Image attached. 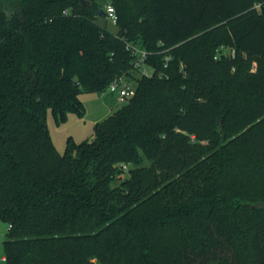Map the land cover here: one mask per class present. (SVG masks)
I'll use <instances>...</instances> for the list:
<instances>
[{"label": "trees", "instance_id": "16d2710c", "mask_svg": "<svg viewBox=\"0 0 264 264\" xmlns=\"http://www.w3.org/2000/svg\"><path fill=\"white\" fill-rule=\"evenodd\" d=\"M87 1L0 0L5 264H264V0H109L116 32ZM117 78L135 96L59 153L49 110Z\"/></svg>", "mask_w": 264, "mask_h": 264}, {"label": "rangeland", "instance_id": "374dc122", "mask_svg": "<svg viewBox=\"0 0 264 264\" xmlns=\"http://www.w3.org/2000/svg\"><path fill=\"white\" fill-rule=\"evenodd\" d=\"M102 4H107L109 0H99ZM99 23L106 26L110 31L116 32L117 26L105 17L99 18ZM228 52V51H227ZM221 53H217L220 57ZM80 99L85 107V115L79 117L75 114H70L67 121L58 125L54 115L49 110L47 115V123L53 143L59 153H64L68 141L81 143L88 141L94 134V127L98 122L103 121L124 104L119 103L111 96L102 97L98 93L85 92L81 94ZM8 225L0 221V264H5L4 241L7 238Z\"/></svg>", "mask_w": 264, "mask_h": 264}, {"label": "built area", "instance_id": "2783aa9c", "mask_svg": "<svg viewBox=\"0 0 264 264\" xmlns=\"http://www.w3.org/2000/svg\"><path fill=\"white\" fill-rule=\"evenodd\" d=\"M262 5L263 3H256L254 5V9L261 10ZM103 10L104 17L116 24L118 17L114 6L108 3ZM127 48L132 54V71L139 77L152 78L155 75V69L150 67L146 62L149 53L140 46L128 44ZM232 54L234 55V51ZM166 59L169 60L168 57ZM136 89L137 86L135 83L127 81L125 78H117L110 84L108 89L105 92H102L100 95L102 97L111 96L119 103L126 104L135 96ZM3 261L5 262L4 257Z\"/></svg>", "mask_w": 264, "mask_h": 264}, {"label": "water", "instance_id": "95a60500", "mask_svg": "<svg viewBox=\"0 0 264 264\" xmlns=\"http://www.w3.org/2000/svg\"><path fill=\"white\" fill-rule=\"evenodd\" d=\"M81 4L83 6H86L88 4V1L87 0H80ZM99 16L100 17H104V10L101 8L100 11H99Z\"/></svg>", "mask_w": 264, "mask_h": 264}]
</instances>
